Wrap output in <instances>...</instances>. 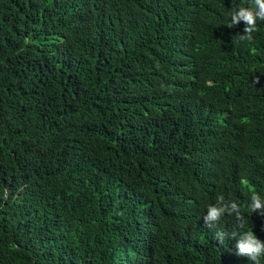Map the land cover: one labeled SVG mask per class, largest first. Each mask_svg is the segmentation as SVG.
Segmentation results:
<instances>
[{
	"label": "trees",
	"instance_id": "trees-1",
	"mask_svg": "<svg viewBox=\"0 0 264 264\" xmlns=\"http://www.w3.org/2000/svg\"><path fill=\"white\" fill-rule=\"evenodd\" d=\"M250 3L0 0V264H254L264 21L228 15ZM217 197L240 215L205 222Z\"/></svg>",
	"mask_w": 264,
	"mask_h": 264
},
{
	"label": "clouds",
	"instance_id": "clouds-1",
	"mask_svg": "<svg viewBox=\"0 0 264 264\" xmlns=\"http://www.w3.org/2000/svg\"><path fill=\"white\" fill-rule=\"evenodd\" d=\"M228 15L230 16V24L236 25L238 22L244 23L245 27L243 32L247 34L248 39H251V33L256 30L257 23L264 21V0H251V3L247 6H238ZM206 207L207 211L204 215L205 222L218 221L226 211L235 213L237 217L240 215L237 210L238 205L234 202L225 204L222 197H217L216 204H209ZM249 208L252 210L264 208V204H262L261 199L256 194L252 195ZM258 212L264 215V211ZM234 249V254L237 257L246 256L254 264H258L259 258L264 256V242H261L251 231L240 232L239 238L235 241Z\"/></svg>",
	"mask_w": 264,
	"mask_h": 264
}]
</instances>
